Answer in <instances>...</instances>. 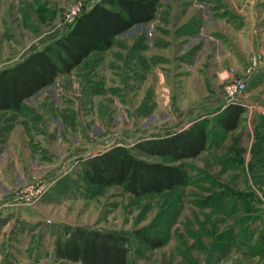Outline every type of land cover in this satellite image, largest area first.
<instances>
[{
	"label": "rangeland",
	"instance_id": "374dc122",
	"mask_svg": "<svg viewBox=\"0 0 264 264\" xmlns=\"http://www.w3.org/2000/svg\"><path fill=\"white\" fill-rule=\"evenodd\" d=\"M98 1L0 0V68L60 36L68 5ZM237 82L244 90L228 98ZM231 102L245 112L224 132L216 116ZM196 119L208 138L183 160L185 185L135 197L84 181L88 156ZM0 164L1 194L46 184L30 207L0 199V264H80L54 256L73 226L128 233L127 264H264V0H159L150 22L0 113Z\"/></svg>",
	"mask_w": 264,
	"mask_h": 264
},
{
	"label": "trees",
	"instance_id": "16d2710c",
	"mask_svg": "<svg viewBox=\"0 0 264 264\" xmlns=\"http://www.w3.org/2000/svg\"><path fill=\"white\" fill-rule=\"evenodd\" d=\"M158 4L159 0H99L82 10L60 36L0 68V113L20 110L25 99L53 84L59 74L71 72L91 53L108 49L116 36L132 26L150 22ZM244 112V105L228 103L217 114L216 124L224 132L231 131ZM207 138L205 122L196 119L170 133L141 138L131 147L113 144L84 159L83 179L90 186H120L135 197L172 191L188 182L183 160L204 150ZM135 151L165 161H149ZM67 231L68 236L54 243L56 259L80 264H127L128 233L85 226L69 227ZM136 233L151 248L163 244L162 239L143 230Z\"/></svg>",
	"mask_w": 264,
	"mask_h": 264
},
{
	"label": "built area",
	"instance_id": "2783aa9c",
	"mask_svg": "<svg viewBox=\"0 0 264 264\" xmlns=\"http://www.w3.org/2000/svg\"><path fill=\"white\" fill-rule=\"evenodd\" d=\"M82 11V4L80 2L68 5L64 15V24H70ZM245 85L237 82L233 85L232 90L229 91L228 98H233L239 92L243 91ZM46 192V184L43 182L29 183L12 191L9 195V200L3 205L15 207H30L38 203Z\"/></svg>",
	"mask_w": 264,
	"mask_h": 264
},
{
	"label": "crops",
	"instance_id": "0c3cea01",
	"mask_svg": "<svg viewBox=\"0 0 264 264\" xmlns=\"http://www.w3.org/2000/svg\"><path fill=\"white\" fill-rule=\"evenodd\" d=\"M241 105H243V104H241ZM241 115H242V114H241ZM23 133L26 134V135H27V134L30 135V132H28V131H26V130L21 131V134H23ZM19 135H20V134H19ZM30 138H31V137H29V140H30ZM10 139H11V138H9V142H10ZM29 143H30V142H29ZM14 144H16V145H18V146L20 147V145H19V144H20V143H19V138H17V142L14 143ZM5 169H6V168H4V166L0 164V170L2 171V170H5ZM3 178H4V174L1 172V173H0V181H2ZM8 187H9V186H8ZM8 187H7V188H8ZM8 190H9V189H8ZM10 193H11V192H9V191H8L7 193H5V194H4V193H3V194L0 193V196H1L0 199H2V201H3L2 203H5V202H7V201L9 200V195H10Z\"/></svg>",
	"mask_w": 264,
	"mask_h": 264
}]
</instances>
